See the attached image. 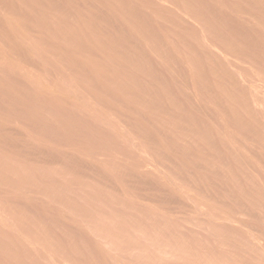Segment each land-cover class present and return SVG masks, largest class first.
Here are the masks:
<instances>
[{
    "label": "rangeland",
    "instance_id": "rangeland-1",
    "mask_svg": "<svg viewBox=\"0 0 264 264\" xmlns=\"http://www.w3.org/2000/svg\"><path fill=\"white\" fill-rule=\"evenodd\" d=\"M0 6V264H264V0Z\"/></svg>",
    "mask_w": 264,
    "mask_h": 264
},
{
    "label": "bare ground",
    "instance_id": "bare-ground-1",
    "mask_svg": "<svg viewBox=\"0 0 264 264\" xmlns=\"http://www.w3.org/2000/svg\"><path fill=\"white\" fill-rule=\"evenodd\" d=\"M145 2V1H144ZM149 2V1H148ZM151 3V2H150ZM157 3V2H156ZM2 4V3H1ZM1 7V6H0ZM4 7V6H3ZM70 7V6H69ZM93 7V6H92ZM208 7V6H207ZM214 7V6H213ZM2 8V7H1ZM3 10H4V8H3ZM178 10V9H177ZM151 11V10H150ZM142 12V11H141ZM221 12H222V10H221ZM225 13H226V11H224ZM147 13V12H146ZM3 14V13H2ZM1 14V15H2ZM70 14V13H69ZM143 15V14H142ZM67 16V15H66ZM70 17V16H69ZM3 18V17H2ZM9 18V17H8ZM156 18V17H155ZM235 20V19H234ZM245 21V20H244ZM197 23V22H196ZM240 23H242L241 22V20H240ZM251 23V22H250ZM154 25V24H153ZM156 28V27H155ZM6 30V29H5ZM201 36V35H200ZM239 37V36H238ZM30 40V39H29ZM128 41V40H127ZM17 42V41H16ZM19 42V41H18ZM39 44V43H38ZM77 46V45H76ZM136 47V46H135ZM10 48V47H9ZM30 49V48H29ZM31 51V50H30ZM29 51V52H30ZM27 54V53H26ZM34 54V53H33ZM3 55V54H2ZM14 56V55H13ZM58 58V57H57ZM17 60V59H16ZM28 61V60H27ZM7 65V64H6ZM5 67V66H4ZM11 67V66H10ZM9 68V67H8ZM17 69V68H16ZM10 73V72H9ZM15 73V72H14ZM9 76H10V74H9ZM7 77V76H6ZM12 78V77H11ZM34 78V77H33ZM13 79V78H12ZM15 79V78H14ZM25 80V79H24ZM14 81V80H13ZM18 81V80H17ZM12 82V81H11ZM245 82V81H244ZM28 83V82H27ZM26 83V84H27ZM25 84V85H26ZM18 85V84H17ZM12 86V85H11ZM30 86V85H29ZM22 88V87H21ZM30 89H32V88H30ZM40 89V88H39ZM26 90V89H25ZM23 91V90H22ZM29 91V90H28ZM34 91V90H33ZM41 91V90H40ZM21 92V91H20ZM35 92V91H34ZM42 92V91H41ZM41 92H39V93H41ZM25 96V95H24ZM49 97V96H48ZM47 97V98H48ZM257 99V98H256ZM50 100V99H49ZM61 101V100H60ZM63 101V100H62ZM46 102V101H45ZM76 106V105H75ZM61 107V106H60ZM70 107V106H69ZM75 108V107H74ZM73 109V108H72ZM76 109V108H75ZM78 109V108H77ZM74 110V109H73ZM67 111V110H66ZM77 112V111H76ZM79 113V112H78ZM74 115V114H73ZM78 115V114H77ZM218 116V115H217ZM65 119V118H64ZM90 121V120H89ZM87 122V121H86ZM83 123V122H82ZM91 123V122H90ZM89 123V124H90ZM101 123V122H100ZM103 125V124H102ZM88 126H90V125H88ZM98 127V126H97ZM100 127V126H99ZM36 128V127H35ZM82 128V127H81ZM102 128V127H101ZM96 130V129H95ZM87 131V130H86ZM90 133V132H89ZM86 135H87V133H86ZM88 136V135H87ZM50 137V136H49ZM93 138V137H92ZM108 142V141H107ZM84 143V142H83ZM113 144V143H112ZM109 147V146H108ZM119 147V146H118ZM51 154H52V152H51ZM61 155V154H60ZM53 157V156H52ZM237 181V180H236ZM124 191V190H123ZM145 199V198H144ZM169 207V206H168ZM254 218V217H253ZM256 230V229H255ZM92 231V230H91ZM106 235V234H105ZM212 235V234H211ZM117 236V235H116ZM238 236V235H237ZM246 242V241H245ZM156 248V247H155ZM214 252V251H213ZM171 253V252H170ZM220 255V254H219ZM204 256V255H203ZM210 257V256H209ZM226 257V256H225ZM233 259V258H232Z\"/></svg>",
    "mask_w": 264,
    "mask_h": 264
}]
</instances>
